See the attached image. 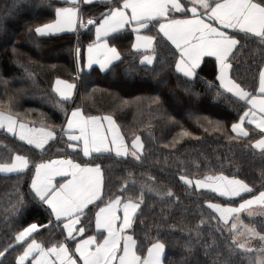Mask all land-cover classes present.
I'll list each match as a JSON object with an SVG mask.
<instances>
[{
	"label": "snow or ice",
	"instance_id": "1",
	"mask_svg": "<svg viewBox=\"0 0 264 264\" xmlns=\"http://www.w3.org/2000/svg\"><path fill=\"white\" fill-rule=\"evenodd\" d=\"M62 2L65 6H54L53 0H40L36 8L53 11L54 18L35 27L29 25L26 35L28 42L39 48V38L59 33H77V45L71 50L76 65L75 75L71 81L57 77L51 85L50 95L56 98L53 106L64 112L67 120L66 124L59 126V133L68 135V140L75 142L68 144L71 149H76L82 142L83 157L88 158V162L81 163L64 156L44 159L46 150L57 140V129L43 120L41 126L36 127L35 121L29 124L22 121L18 115H13L11 98L7 102V111L0 106V131L5 135L10 133L23 142L27 145L28 152L39 153L37 161L30 155L14 152L8 144L0 141V148L11 153L0 162V173L13 174L18 178L7 193L9 207L5 209L4 223L11 230L13 225L10 223V217L19 214L28 204L42 209L44 213L16 231L12 242L3 245L0 257H4L14 246L26 245L22 253L17 255L15 264H25L29 257H32L31 264H190V257L196 251L194 240L196 243H203L205 257L211 256V252L219 249V245L215 236L211 242L203 240V213L195 228L186 227L184 220L188 218V208H178L180 198L172 188L164 191L156 186L154 176L145 174L144 180L139 183L138 196L109 194L105 200V166L104 160L100 158L114 155L119 160L131 156L135 161L142 162L145 145L141 137L135 135L129 146L113 115H85L82 107H74L68 115L64 105L73 100L74 90L78 88L77 81L85 74V68L95 70L93 66L97 65L101 73L113 72L115 79H122L115 72L117 65L123 60L117 42L130 32L135 36L131 49L137 53L143 50L147 54L141 55L140 64L136 67H125L124 83L133 81L139 86H145L148 81H137V69L143 67L147 69L146 74L150 75L155 89L160 91L166 88L167 94L172 98H187L193 103H199L211 95V99L217 104L231 105L236 101L246 105L239 119L231 124V132L235 135H228L227 130L225 135L230 143L250 140L251 133L245 123L253 125L259 130V138L252 140L245 148L259 150L261 159H264V63L257 67L258 87L253 91L247 90L233 76V73L242 75V69H250L247 60L240 59V55H243V51L250 45L255 44L254 55L264 59V0ZM101 5L104 10L97 11V7ZM85 8L94 14L85 18ZM19 15V12L16 15L10 13L8 18L0 19V37L7 36L5 26L9 20L19 19ZM153 28L156 35L142 34ZM92 29L95 38L84 49L79 43L80 32H91ZM33 34L36 39H32ZM161 42L164 47H159ZM11 52L14 57L19 55L16 43H13ZM206 56L215 58V74L212 79L200 75L202 61ZM173 57L174 71L171 63ZM14 62L23 67L18 59ZM24 71L28 79H35L34 73L28 68L25 67ZM172 74L177 76L174 85L169 84ZM152 102L161 106L165 101L157 95L152 98ZM3 103L0 102V105ZM40 115L43 117L45 114ZM205 119L209 125L216 124L215 131L224 128L219 121ZM188 136H191V133L181 128L178 137L173 139V146ZM98 159L99 162H96ZM239 171L237 165L236 174L232 176L214 170H209L201 176H179V180L189 189L210 190L228 200L241 198V203L237 206L231 203L205 202L211 210L209 220H215L217 226L222 223L227 227L230 220L233 221L229 229L232 234L231 241H225L226 247L211 256L210 264H237L238 250L258 253L257 257L248 258V264H264V232L239 219L242 212H247L249 217L257 215L253 210L254 206L264 215V191L251 195L249 199H242V194H250L254 188L239 178ZM29 172H32V175L26 194L21 190V185L22 178ZM260 179V187L264 188V170L261 171ZM137 183L133 173L129 171L119 191L123 194L128 191L129 186L135 188ZM150 195H154L161 202L172 201L168 208L161 209L159 216L152 218L151 225L147 217L142 218L146 198ZM93 211L96 234L88 235L92 224L90 214ZM149 211L154 212V207ZM176 211L182 213L180 222L169 223ZM138 226L143 232L141 238L129 234V230L134 233ZM42 230L49 233L53 242L46 245L44 241L34 239ZM219 230L223 233L222 228ZM177 232L181 236L186 234L187 239L183 245L184 255H181L179 261H173L168 257V250L170 240ZM241 237L247 240L258 239L261 246L248 247L246 242H241ZM205 264H209V261Z\"/></svg>",
	"mask_w": 264,
	"mask_h": 264
},
{
	"label": "trees",
	"instance_id": "2",
	"mask_svg": "<svg viewBox=\"0 0 264 264\" xmlns=\"http://www.w3.org/2000/svg\"><path fill=\"white\" fill-rule=\"evenodd\" d=\"M40 0H0V19L8 18L9 14L16 15L20 13L19 19L9 20L5 26L7 36L0 37V102H4V110L7 111V102L11 98V113L18 115L19 118L31 124L35 121V126H41V121L51 127H55L58 132L57 140L51 143L46 150L43 158L53 159L64 156L71 157L77 162H88V158L83 157L82 145L79 144L76 149L68 147L69 143H75L68 140V135L59 133V126L66 124L65 113L58 111L53 102L55 96L50 95L51 85L57 77L71 81L75 75L76 65L71 50L77 45V33H59L51 37L39 38L40 47H34L28 42L26 28L31 25L48 22L54 18V12L48 9H37L36 5ZM54 6H65L62 0H53ZM104 6H98L97 11H103ZM85 18L87 15L94 14L85 8ZM148 35H156L155 28L145 32ZM32 39H36L33 34ZM94 39L93 29L91 32L81 30L79 35L80 46L86 49L89 42ZM134 40V34L127 33L124 38L117 42V46L122 53L123 60L117 65L115 72L122 79H115L113 72L107 74L101 73L98 66H93L95 70L84 69V75L77 81L78 88L74 90L73 100L67 102L64 107L67 114L70 115L74 107H82L85 115H113L117 125L120 127L127 144L130 146L135 135L141 137L145 145L142 162L135 161L131 156L126 159L117 160L112 157H101L105 166V200L109 194L123 195L125 197L139 195V183L144 180L145 174L156 178L155 184L164 191L172 188L176 196L180 198V207H187V219L184 220L186 227L195 228V225L201 220V213L205 225H202L203 240L211 242L215 236L219 249L213 250L211 256H215L216 251L223 250L226 247L225 241L230 242L232 234L222 223L217 226L215 220H209L211 210L207 208L206 201L213 203H231L233 206L241 203V198L228 200L219 197L218 194L210 190H194L187 188L179 180L181 174H187L189 177L201 176L209 170L216 172L223 171L225 175L232 176L236 174V166L240 171L239 178L245 180L254 191L250 194H242V199H249L251 195H257L262 183L260 176L264 170V159H261L259 150L245 148V145L252 140L259 138V130L245 123L249 128L251 139H244L229 142L225 135H235L231 132V124L239 119L246 105L233 101L231 105L217 104L208 95L199 103H193L187 98L175 99L167 94V89L156 90L151 83L150 75H147V69L140 67L137 69V81L143 79L148 81L145 86H139L138 83L129 81L124 83V69L131 65L136 67L140 64L144 51L137 53L131 49V43ZM13 43L19 49V55L13 56L11 48ZM159 47H164L162 42ZM255 44L249 46L240 55L242 61L247 60L251 66L248 70H243V74L233 73L234 78L242 83L247 90L253 91L258 86L259 64L264 63V59L255 56L253 50ZM18 59L23 67L17 65L14 61ZM174 60L171 58L174 71ZM34 73L35 79L30 80L26 77L24 68ZM151 66H149L150 68ZM215 74V58L204 57L201 65L200 75L207 76L209 79ZM177 80L175 74L170 75L169 84L174 85ZM7 81V84H5ZM218 83V82H217ZM95 90V91H93ZM160 95L164 99L161 106L153 104L152 98ZM34 110L29 112L28 110ZM44 113L42 117L40 114ZM213 122L219 121L224 128L221 131H215L216 124L209 125L206 119ZM181 128L191 133V136L184 137L173 146V139L178 137ZM207 129V130H206ZM70 135V134H69ZM0 141L8 144L14 152L22 155H30L34 160L39 159V153H30L27 151V145L13 137L10 133L5 135L0 131ZM59 150V151H58ZM11 153L0 148V162ZM99 162V159L96 161ZM199 165V167H197ZM231 165V167H230ZM34 172V168L32 170ZM133 173L137 180L135 188L129 186L128 191L123 194L119 191L128 172ZM32 172H29L22 178L21 190L28 193ZM18 178L13 174L0 173V251L3 245L12 242V237L16 231L26 227L28 223L33 222L37 217L44 215L42 209L28 204L19 214L10 217V223L13 225L9 230L8 225L4 223L5 209L9 207L7 193L11 190V185ZM15 197H12L14 200ZM144 206V215L147 217L149 225L154 216H159L162 208H168L172 204L171 200L161 202L154 195L147 198ZM175 197H173V200ZM155 209L150 212L149 209ZM171 211V209H169ZM182 213L176 211L174 218L169 223H179ZM92 224L87 234L92 235L94 231V211L90 214ZM246 218V217H245ZM252 225L257 226L261 218L252 219ZM44 222V221H41ZM139 221H137V225ZM260 232H264V222L261 224ZM258 227V226H257ZM223 229V233L219 229ZM137 238L143 236L141 228L138 226L133 233ZM155 233H153L154 235ZM195 237V232H193ZM60 237H57L59 239ZM38 241H44L46 245L50 244L52 239L46 230L40 231L34 236ZM187 235L181 236L179 232L170 240L168 257L173 261H179L181 255H184L183 245ZM195 244V254L190 257V264H205L211 256H204L203 243ZM23 246H14L4 257H0V264H15L16 257L23 251ZM74 247V245H73ZM146 250V249H145ZM255 258V254L245 253L238 250L237 264H248V258ZM25 264H31L30 259Z\"/></svg>",
	"mask_w": 264,
	"mask_h": 264
},
{
	"label": "rangeland",
	"instance_id": "3",
	"mask_svg": "<svg viewBox=\"0 0 264 264\" xmlns=\"http://www.w3.org/2000/svg\"><path fill=\"white\" fill-rule=\"evenodd\" d=\"M36 127H39V126H36ZM69 134L71 135V134H75V133H69ZM80 144L82 145V142ZM82 147H83V145H82ZM253 210L257 212V215H255L254 217H249L247 212H242L240 214L239 219L242 220L245 224H251L252 223V220L249 219V218H252V219L261 218L262 222H264V215L260 214L259 209L256 206H254ZM232 222L233 221L230 220V222L228 224V227H227L228 229L231 228V223ZM262 222L259 221V223L257 225L258 227L256 226L258 231H259V228L261 229V225L260 224ZM241 242H246L247 246L251 247V248H259L261 246V242L258 239L247 240L245 237H241ZM253 253L255 254V257H257L258 253L255 252V251H253Z\"/></svg>",
	"mask_w": 264,
	"mask_h": 264
},
{
	"label": "crops",
	"instance_id": "4",
	"mask_svg": "<svg viewBox=\"0 0 264 264\" xmlns=\"http://www.w3.org/2000/svg\"><path fill=\"white\" fill-rule=\"evenodd\" d=\"M93 34H94V29H93ZM142 34H144V35H148V34H146L145 32L144 33H142ZM95 38V37H94ZM134 39H135V36H134ZM141 51H143V50H141ZM214 58V57H213ZM94 66H97V65H94ZM55 82V81H54ZM258 87V86H257ZM247 123V122H246ZM107 124V122H105V125ZM251 126H253V125H251ZM254 127V126H253ZM235 134V133H234ZM53 159H57V158H53ZM58 180H59V178H57ZM60 182H63V181H60ZM94 231L96 232V230H95V221H94ZM96 234V233H95ZM95 234H92V235H95ZM129 234H131V232H130V230H129ZM86 238V237H85ZM102 239V238H101ZM28 259H30V261L32 260V257H29ZM27 259V260H28ZM26 260V261H27Z\"/></svg>",
	"mask_w": 264,
	"mask_h": 264
},
{
	"label": "water",
	"instance_id": "5",
	"mask_svg": "<svg viewBox=\"0 0 264 264\" xmlns=\"http://www.w3.org/2000/svg\"><path fill=\"white\" fill-rule=\"evenodd\" d=\"M83 31H85V30H83Z\"/></svg>",
	"mask_w": 264,
	"mask_h": 264
}]
</instances>
